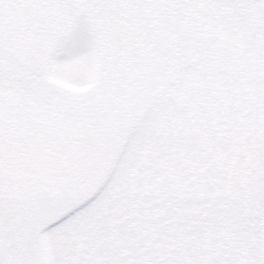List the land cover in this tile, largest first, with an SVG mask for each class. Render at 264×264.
<instances>
[{"label": "rangeland", "instance_id": "obj_1", "mask_svg": "<svg viewBox=\"0 0 264 264\" xmlns=\"http://www.w3.org/2000/svg\"><path fill=\"white\" fill-rule=\"evenodd\" d=\"M10 1L0 264H261L264 0Z\"/></svg>", "mask_w": 264, "mask_h": 264}, {"label": "flooded vegetation", "instance_id": "obj_2", "mask_svg": "<svg viewBox=\"0 0 264 264\" xmlns=\"http://www.w3.org/2000/svg\"><path fill=\"white\" fill-rule=\"evenodd\" d=\"M13 2H14V0H12V1L9 2L11 7L15 5V3H13ZM26 5H27L26 3H22V6L23 7H26ZM8 9L9 8H7V7H4L3 9H1V7H0V16L1 15L4 16L5 15V12ZM2 36L3 35L0 34V39H1ZM169 46L171 47V45H169ZM122 64H123V62H122ZM125 67H127V68H124V72H122V75L120 73V75H119L120 77L111 78V79L116 84H118L119 86L121 85L125 90H127L130 93V95L132 94V95H134L136 97H139V94H138L139 93V90L136 87H133L131 85V83H129V79L131 77V74L133 73L132 72L133 70L131 69L132 67H130V66L128 67L127 65ZM126 75H128V76H126ZM258 136L260 138V141L264 142V137H262V133H259ZM253 166H254L253 167L254 168V171L261 170V164L259 162H255V164ZM253 174H254L253 171H249L250 178L253 176Z\"/></svg>", "mask_w": 264, "mask_h": 264}, {"label": "water", "instance_id": "obj_3", "mask_svg": "<svg viewBox=\"0 0 264 264\" xmlns=\"http://www.w3.org/2000/svg\"><path fill=\"white\" fill-rule=\"evenodd\" d=\"M264 212V210H263ZM261 248H260V252H261V255H260V262L261 264H264V215H263V219H262V229H261Z\"/></svg>", "mask_w": 264, "mask_h": 264}, {"label": "trees", "instance_id": "obj_4", "mask_svg": "<svg viewBox=\"0 0 264 264\" xmlns=\"http://www.w3.org/2000/svg\"><path fill=\"white\" fill-rule=\"evenodd\" d=\"M2 99H3V96L1 97L0 100H2ZM114 137H115V136H114ZM105 140H106V139H103V140L98 141V142H100L99 148H100V147H103V143H104Z\"/></svg>", "mask_w": 264, "mask_h": 264}]
</instances>
